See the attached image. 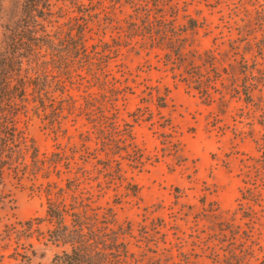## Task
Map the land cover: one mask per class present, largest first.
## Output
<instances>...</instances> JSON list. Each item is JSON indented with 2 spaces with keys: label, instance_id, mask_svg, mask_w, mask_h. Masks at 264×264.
Instances as JSON below:
<instances>
[{
  "label": "rangeland",
  "instance_id": "374dc122",
  "mask_svg": "<svg viewBox=\"0 0 264 264\" xmlns=\"http://www.w3.org/2000/svg\"><path fill=\"white\" fill-rule=\"evenodd\" d=\"M172 1L179 7L176 25L185 14L200 22L187 32L180 60L139 47L138 38L126 42L132 11L122 1H54L61 14L49 28L87 23L90 51L110 49L100 72L108 82L99 88L83 71V85L73 93L80 109L65 114L58 129L34 115L20 122L41 162L35 175H3L0 264H14L23 250L35 251L32 264H45L63 249L45 240L52 226L46 190L72 177L98 213L123 229L126 264L264 258V18L256 15L264 0ZM249 26L242 35L239 29ZM97 122L103 132L115 131L111 148ZM60 153L67 166L55 162ZM25 221H31L29 236L18 231Z\"/></svg>",
  "mask_w": 264,
  "mask_h": 264
},
{
  "label": "trees",
  "instance_id": "16d2710c",
  "mask_svg": "<svg viewBox=\"0 0 264 264\" xmlns=\"http://www.w3.org/2000/svg\"><path fill=\"white\" fill-rule=\"evenodd\" d=\"M54 1L57 0H0V188L4 173L35 175L40 168L34 142L20 126L23 118L34 115L48 129H58L65 114L80 109L73 93L83 85V71L90 72L91 82L99 88L108 82L100 72L107 65L110 49L90 51L85 37L87 23L67 27L58 23L54 29L49 28L61 14L57 11L60 7L55 10ZM59 1L83 6L77 0ZM121 1L132 11L123 29L126 42L138 38L139 47L166 50L168 57L174 54L180 60L187 46L186 34L199 27L198 19L185 14V22L176 25L179 7L172 0H112ZM96 9L104 11L105 6ZM256 15L262 20L264 7ZM252 28L239 31L247 35ZM85 102L90 115L93 107L88 100ZM96 124L102 142L111 148L117 140L115 131L103 132L105 127ZM109 124L116 128L114 121ZM262 142L264 145V133ZM59 156L55 162L64 160L67 166V155ZM82 157L80 154L83 161ZM79 184L78 177H72L66 179L64 187L46 190L45 212L52 226L45 240L63 249L45 264H126L129 253L120 240L123 229L114 227L108 213H98ZM2 199L0 192V204ZM31 228V221H25L18 231L29 236L26 232ZM6 236L9 239L12 235ZM15 256L14 264H32L36 253L23 250L16 251ZM1 258L2 255L0 261ZM258 264H264V258Z\"/></svg>",
  "mask_w": 264,
  "mask_h": 264
}]
</instances>
